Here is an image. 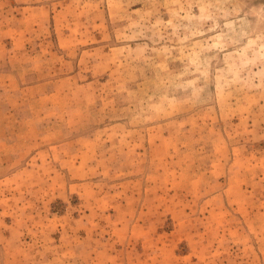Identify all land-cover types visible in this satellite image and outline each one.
Returning <instances> with one entry per match:
<instances>
[{
  "label": "rangeland",
  "instance_id": "rangeland-1",
  "mask_svg": "<svg viewBox=\"0 0 264 264\" xmlns=\"http://www.w3.org/2000/svg\"><path fill=\"white\" fill-rule=\"evenodd\" d=\"M0 264H264V0H0Z\"/></svg>",
  "mask_w": 264,
  "mask_h": 264
},
{
  "label": "crops",
  "instance_id": "crops-1",
  "mask_svg": "<svg viewBox=\"0 0 264 264\" xmlns=\"http://www.w3.org/2000/svg\"><path fill=\"white\" fill-rule=\"evenodd\" d=\"M9 76V74H7Z\"/></svg>",
  "mask_w": 264,
  "mask_h": 264
}]
</instances>
